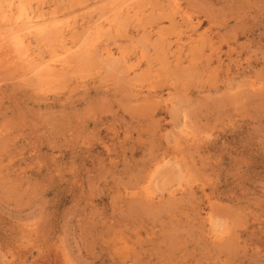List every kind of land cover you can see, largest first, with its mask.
<instances>
[{"label": "rangeland", "instance_id": "1", "mask_svg": "<svg viewBox=\"0 0 264 264\" xmlns=\"http://www.w3.org/2000/svg\"><path fill=\"white\" fill-rule=\"evenodd\" d=\"M24 2L73 49L0 51V264H264V0Z\"/></svg>", "mask_w": 264, "mask_h": 264}, {"label": "bare ground", "instance_id": "2", "mask_svg": "<svg viewBox=\"0 0 264 264\" xmlns=\"http://www.w3.org/2000/svg\"><path fill=\"white\" fill-rule=\"evenodd\" d=\"M162 2V1H161ZM28 3V2H27ZM169 3V2H168ZM167 3V4H168ZM173 4V3H171ZM170 5V4H169ZM174 7V6H173ZM105 8V7H104ZM35 10V9H34ZM31 7L27 6L24 0H0V51L7 49L9 53L13 54V58L23 65L31 66L32 71L42 78L44 75L50 79H54L59 76L60 73H64L65 69L69 68L70 63L61 57L62 55L70 54L72 51L71 47H66L65 44L61 45L62 54L52 55L50 59L44 61L41 56L39 58H33L30 53V45L32 44V39L36 41L43 42L45 39H50V36L55 33L57 35L62 34L63 28L59 27L55 21L48 20L45 15L40 12L34 11ZM101 10V9H100ZM104 10V9H103ZM43 11V10H42ZM113 12V11H112ZM114 13V12H113ZM177 13V12H176ZM157 14V13H156ZM180 14V13H179ZM119 17V16H118ZM51 18V17H50ZM153 18V17H152ZM60 19V18H59ZM63 19V18H62ZM121 19V18H120ZM119 19V20H120ZM161 19V18H160ZM182 19V18H181ZM53 20V19H52ZM190 21V20H189ZM187 21V22H189ZM146 23V22H145ZM159 23V22H158ZM96 26L95 28H97ZM71 31V30H70ZM88 34V32H86ZM108 33V31H107ZM55 37V36H54ZM58 37V36H56ZM55 37V38H56ZM61 37V35H59ZM81 37V36H80ZM86 37V36H85ZM88 37V36H87ZM105 37V36H104ZM52 38V37H51ZM129 39V38H128ZM83 40V39H82ZM86 40V39H85ZM55 41V40H53ZM63 41V40H62ZM84 41V40H83ZM51 42V41H50ZM58 42V41H57ZM56 42V43H57ZM74 42V41H73ZM82 41H80L81 44ZM46 44V42H44ZM53 43V42H52ZM83 43V42H82ZM103 43V42H102ZM55 44V43H54ZM78 43V45H80ZM207 44V43H206ZM57 45V44H56ZM77 45V46H78ZM91 45V44H90ZM45 46V45H44ZM58 46V45H57ZM56 46V47H57ZM70 46V44H69ZM85 46V45H84ZM51 47V46H50ZM83 47V46H82ZM90 48V47H89ZM92 48V47H91ZM54 49V48H53ZM78 49V48H77ZM98 49V48H97ZM144 49V48H143ZM203 49V48H202ZM201 49V50H202ZM33 50V49H32ZM50 50V49H49ZM82 50V49H80ZM83 50H86L83 49ZM101 50V49H100ZM34 51V50H33ZM75 51V50H73ZM87 51V50H86ZM83 52V51H82ZM33 53V52H32ZM51 53V52H50ZM49 53V54H50ZM73 53V52H72ZM97 54V53H96ZM103 54V53H102ZM144 54V53H143ZM1 55V54H0ZM6 55V54H5ZM35 55V54H34ZM80 55V53H79ZM85 55V54H84ZM83 55V56H84ZM100 55V54H99ZM36 56V55H35ZM69 56V55H68ZM67 56V57H68ZM72 56V55H71ZM74 56V55H73ZM88 56V55H87ZM105 56L110 61L113 60L114 53L111 50H105ZM69 58V57H68ZM78 58V57H77ZM83 58V57H82ZM101 58V57H100ZM110 58V59H109ZM86 59V58H85ZM117 59V58H116ZM119 59V57H118ZM74 60V59H73ZM84 61V58H83ZM97 61V60H96ZM103 61V60H102ZM101 61V62H102ZM108 61V62H109ZM115 61V60H113ZM120 61V59H119ZM151 61V60H150ZM77 62V61H76ZM91 62V61H90ZM107 62V63H108ZM118 62V60L116 61ZM122 62V61H121ZM84 63V62H83ZM103 63V62H102ZM106 63V62H105ZM119 63V62H118ZM118 63L114 62V65ZM202 63V62H201ZM76 64V63H75ZM82 64V63H81ZM91 64V63H90ZM110 64V63H109ZM121 64V63H120ZM18 65V64H17ZM111 65V64H110ZM86 66V65H85ZM17 67V66H16ZM110 67V66H109ZM125 67V66H124ZM111 68V67H110ZM120 68V67H119ZM12 69V68H11ZM30 69V70H31ZM75 69V68H74ZM80 69V68H79ZM132 69V68H131ZM114 70V69H113ZM140 71V70H139ZM138 75V74H137ZM170 81V80H169ZM77 84V83H76ZM80 87V85H79ZM150 87V86H149ZM135 90V89H134ZM148 94V93H147ZM153 94V93H152ZM156 97V96H155ZM157 98V97H156ZM195 145V144H194ZM169 163V162H168ZM177 164V163H176ZM155 178V177H154ZM156 181V179L154 180ZM154 184V183H153ZM150 197V196H149ZM215 219V218H214ZM208 221L211 222V217L208 216ZM217 225V224H216ZM218 226V225H217ZM215 228V226H214ZM221 228V227H220ZM215 239L221 240L222 236L215 235ZM69 258V257H68ZM70 262V261H69Z\"/></svg>", "mask_w": 264, "mask_h": 264}]
</instances>
